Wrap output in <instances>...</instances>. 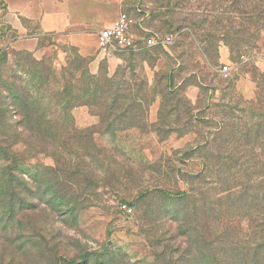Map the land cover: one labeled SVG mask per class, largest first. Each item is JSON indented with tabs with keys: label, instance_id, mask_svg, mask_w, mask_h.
Here are the masks:
<instances>
[{
	"label": "rangeland",
	"instance_id": "374dc122",
	"mask_svg": "<svg viewBox=\"0 0 264 264\" xmlns=\"http://www.w3.org/2000/svg\"><path fill=\"white\" fill-rule=\"evenodd\" d=\"M120 1L137 50L98 49L91 72L33 23L44 50H12L0 0V264H250L264 225L263 6ZM64 107L67 125L23 118Z\"/></svg>",
	"mask_w": 264,
	"mask_h": 264
},
{
	"label": "crops",
	"instance_id": "0c3cea01",
	"mask_svg": "<svg viewBox=\"0 0 264 264\" xmlns=\"http://www.w3.org/2000/svg\"><path fill=\"white\" fill-rule=\"evenodd\" d=\"M3 1L5 10L2 22L17 36L10 44L12 50L35 54L44 50L39 46L37 36L27 35L24 24L33 23L38 26L39 37H50L58 44L75 48L80 56L92 58L91 72L96 71L103 57H96L97 34L110 27L118 15L123 13L120 0ZM155 112L156 109L154 116Z\"/></svg>",
	"mask_w": 264,
	"mask_h": 264
},
{
	"label": "built area",
	"instance_id": "2783aa9c",
	"mask_svg": "<svg viewBox=\"0 0 264 264\" xmlns=\"http://www.w3.org/2000/svg\"><path fill=\"white\" fill-rule=\"evenodd\" d=\"M133 25V20L126 13H120L110 27L101 30L97 34V45L100 54L107 57L116 51L131 52L137 50V39L131 32ZM153 43L154 39L149 38L146 40L145 45L151 46ZM228 72L227 66H223L220 70L224 78L228 76ZM121 209L123 212H131L125 205H122Z\"/></svg>",
	"mask_w": 264,
	"mask_h": 264
},
{
	"label": "trees",
	"instance_id": "16d2710c",
	"mask_svg": "<svg viewBox=\"0 0 264 264\" xmlns=\"http://www.w3.org/2000/svg\"><path fill=\"white\" fill-rule=\"evenodd\" d=\"M258 2H261V4H260V7L261 6H263V10H264V0H257ZM262 13V12H261ZM77 103L78 102H74V103H72L71 104V106H70V110L71 109H73L76 105H77ZM85 105V104H84ZM175 110V109H174ZM42 111V110H41ZM67 112H68V110H67ZM67 112H66V109H65V107L64 108H62L61 109V111H60V114H58V115H55V116H57V118H54L53 120L51 119V117H50V115H48V114H46L45 112H40L39 114H37V113H35V112H33L32 111V109L31 110H28V109H26L24 112H23V118L25 119V121L26 122H33L36 126H41V125H44V124H46V125H49V127H52L53 125L51 124V123H53V122H58V123H62V124H64V125H67V124H65V120H67L68 119V115H67ZM71 119H69V121H70ZM67 123H69V122H67ZM51 124V125H50ZM48 130H46V133H47V135H50V137L51 138H53L54 136H53V133H50V134H48ZM50 132H53V131H51V128H50ZM76 132H77V130L74 128V125H73V123H72V120H71V128L67 131V136H68V138L69 137H72V138H74L75 136H76ZM68 138H66L67 140H68ZM63 142H64V138H63V140H62ZM65 147H67V148H69L70 150H74V146H72V145H67V143H66V145H64ZM65 147H63V148H65ZM76 148V147H75ZM81 148H85L84 146H80L79 147V150L81 149ZM230 196L232 195V196H234L235 194L232 192V191H229V192H227ZM186 195H182V196H180V197H182V198H184ZM210 230V229H209ZM255 234H259L260 235V237L258 238V240H257V244H256V247L254 248V250H253V254H252V258H251V262H250V264H264V239H262L261 238V235H263L264 234V225L263 226H256L255 227V232H254ZM211 234H209L208 236H210ZM214 260H216V259H214ZM241 260H243V261H246L247 259H241ZM240 260V261H241Z\"/></svg>",
	"mask_w": 264,
	"mask_h": 264
}]
</instances>
